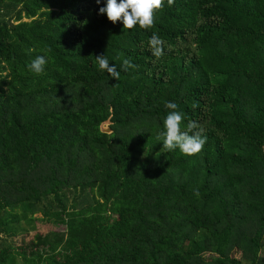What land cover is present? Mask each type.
<instances>
[{
  "label": "trees",
  "instance_id": "obj_1",
  "mask_svg": "<svg viewBox=\"0 0 264 264\" xmlns=\"http://www.w3.org/2000/svg\"><path fill=\"white\" fill-rule=\"evenodd\" d=\"M10 1L0 264H264V0H164L148 30L98 14L106 0ZM37 55L40 75L28 68ZM169 101L182 128L206 123L199 154L162 148ZM22 222L56 230L26 239Z\"/></svg>",
  "mask_w": 264,
  "mask_h": 264
},
{
  "label": "clouds",
  "instance_id": "obj_2",
  "mask_svg": "<svg viewBox=\"0 0 264 264\" xmlns=\"http://www.w3.org/2000/svg\"><path fill=\"white\" fill-rule=\"evenodd\" d=\"M95 2L99 5L101 0H95ZM174 2L175 0H167L168 6H172ZM164 6V0H106V4L99 8L98 14H106L107 19L113 24L122 21L123 30H131L137 25L148 30L155 26L156 13L163 10ZM164 43L156 33H153L149 38V50L157 60L165 54ZM172 50V45H168V51ZM192 50L195 52L194 46ZM95 62L100 71H106L110 76L119 79L120 72L116 65L110 66L109 60L104 54L96 55ZM47 64L48 59L45 55H37L28 64V68L31 72L40 75L44 72ZM135 67L136 65L127 58L122 61L121 68L125 71ZM165 107L171 111L163 120L164 130L157 136V139L162 142V148L166 151H173L178 148L181 153L187 156L197 155L203 151L207 142L206 132L208 129L206 123L189 121L182 128L184 116L177 110L178 105L169 101L166 102ZM194 195L199 196L198 189H194Z\"/></svg>",
  "mask_w": 264,
  "mask_h": 264
},
{
  "label": "rangeland",
  "instance_id": "obj_3",
  "mask_svg": "<svg viewBox=\"0 0 264 264\" xmlns=\"http://www.w3.org/2000/svg\"><path fill=\"white\" fill-rule=\"evenodd\" d=\"M19 6L14 4L13 1H10V0H0V20L3 19V18H7L9 17L10 15H12L14 13V11L18 8ZM107 127V126H105ZM88 195V193L85 194V197ZM83 197V202H92V197L91 195L89 194L88 197ZM85 198V199H84ZM71 203V202H70ZM69 203V204H70ZM79 206H80V201H79ZM38 217L41 216V214H37ZM30 226H27L25 223H21V228L20 231H23L24 232H27L26 234V239H30V238H33L34 235L39 232V233H42V234H47L51 231H54L56 230L55 227L53 226H49V225H44V224H38L36 223V225L32 228H29ZM236 257H239L240 255L239 254H235Z\"/></svg>",
  "mask_w": 264,
  "mask_h": 264
},
{
  "label": "water",
  "instance_id": "obj_4",
  "mask_svg": "<svg viewBox=\"0 0 264 264\" xmlns=\"http://www.w3.org/2000/svg\"><path fill=\"white\" fill-rule=\"evenodd\" d=\"M109 125H110V120L107 119L105 120V122H103L101 125H100V131L102 132H106L107 134H111L112 133V130L109 128ZM107 126V127H105Z\"/></svg>",
  "mask_w": 264,
  "mask_h": 264
}]
</instances>
